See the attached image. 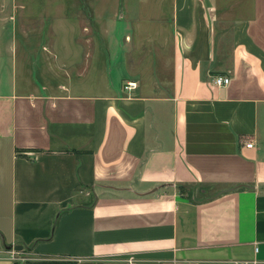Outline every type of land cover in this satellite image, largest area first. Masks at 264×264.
<instances>
[{
  "label": "crops",
  "instance_id": "0c3cea01",
  "mask_svg": "<svg viewBox=\"0 0 264 264\" xmlns=\"http://www.w3.org/2000/svg\"><path fill=\"white\" fill-rule=\"evenodd\" d=\"M160 2L151 76L119 35L77 86L73 11L68 64L35 59L68 81L0 91V264H264V0Z\"/></svg>",
  "mask_w": 264,
  "mask_h": 264
},
{
  "label": "rangeland",
  "instance_id": "374dc122",
  "mask_svg": "<svg viewBox=\"0 0 264 264\" xmlns=\"http://www.w3.org/2000/svg\"><path fill=\"white\" fill-rule=\"evenodd\" d=\"M225 1L227 0H218L221 11ZM163 4L161 5L160 0H0V91L8 90L14 78L20 88L27 86V79L40 86L42 82L68 81L66 76H57V71L52 74L41 73L43 68H48L43 64L42 68L35 59L48 55L52 48H57L60 60L56 62L68 64V49L73 44L69 32L73 23L68 22V18L73 11L81 16L76 28L80 33L81 27L87 28L86 37L91 40L92 47L88 52L84 42L75 44L76 55H82L79 71L84 69L78 76L71 77L77 86L88 83L92 76H100L99 61L107 59L109 44L112 46V61L115 62L117 45L112 41L110 43V39L115 41L119 35V40L124 37L131 44L127 53L128 68L134 70V75L139 78L143 75L151 76L149 71L154 60L156 63L160 61L167 64V57L161 56L159 48L156 56H153L152 49L155 45L149 39L156 31L163 32V28L151 19L156 13L169 11L168 4ZM106 29L107 39L104 37ZM165 35L169 39L170 31H165ZM167 53L166 49L165 54ZM94 61L96 66L93 65ZM30 62L34 64L30 66ZM88 65L89 68L85 69ZM159 68L164 69L163 66ZM166 70L168 71L167 67ZM112 75L116 77L117 72L114 71ZM98 85L96 84L97 87Z\"/></svg>",
  "mask_w": 264,
  "mask_h": 264
},
{
  "label": "built area",
  "instance_id": "2783aa9c",
  "mask_svg": "<svg viewBox=\"0 0 264 264\" xmlns=\"http://www.w3.org/2000/svg\"><path fill=\"white\" fill-rule=\"evenodd\" d=\"M212 80H213V83L215 85H218V86H224V85H227L231 82L230 76L221 75V74L213 75ZM137 87H138V82L136 80H129L125 84V89H128V90H132V89H135ZM253 145H254L253 141L246 142L247 147H253Z\"/></svg>",
  "mask_w": 264,
  "mask_h": 264
},
{
  "label": "trees",
  "instance_id": "16d2710c",
  "mask_svg": "<svg viewBox=\"0 0 264 264\" xmlns=\"http://www.w3.org/2000/svg\"><path fill=\"white\" fill-rule=\"evenodd\" d=\"M48 262H50V263H66L64 261H58V260H52V261H48Z\"/></svg>",
  "mask_w": 264,
  "mask_h": 264
}]
</instances>
